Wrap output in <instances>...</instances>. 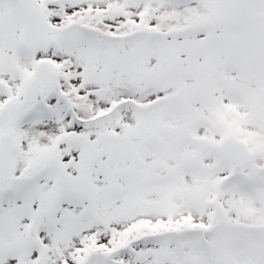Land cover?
<instances>
[{"label": "snow or ice", "instance_id": "snow-or-ice-1", "mask_svg": "<svg viewBox=\"0 0 264 264\" xmlns=\"http://www.w3.org/2000/svg\"><path fill=\"white\" fill-rule=\"evenodd\" d=\"M0 264H264V0H0Z\"/></svg>", "mask_w": 264, "mask_h": 264}]
</instances>
